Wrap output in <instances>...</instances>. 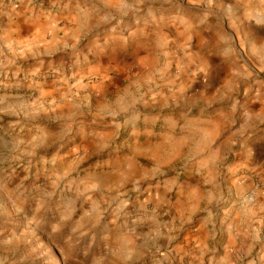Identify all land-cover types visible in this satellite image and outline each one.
I'll use <instances>...</instances> for the list:
<instances>
[{
  "label": "clouds",
  "instance_id": "1",
  "mask_svg": "<svg viewBox=\"0 0 264 264\" xmlns=\"http://www.w3.org/2000/svg\"><path fill=\"white\" fill-rule=\"evenodd\" d=\"M0 264H264V0H0Z\"/></svg>",
  "mask_w": 264,
  "mask_h": 264
}]
</instances>
